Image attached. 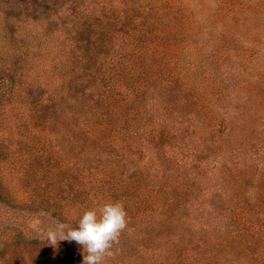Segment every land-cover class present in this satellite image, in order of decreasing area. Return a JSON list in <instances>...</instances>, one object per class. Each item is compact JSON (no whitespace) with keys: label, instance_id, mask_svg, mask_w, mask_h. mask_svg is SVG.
Here are the masks:
<instances>
[{"label":"trees","instance_id":"obj_1","mask_svg":"<svg viewBox=\"0 0 264 264\" xmlns=\"http://www.w3.org/2000/svg\"><path fill=\"white\" fill-rule=\"evenodd\" d=\"M263 52L264 0H0V264L76 251L47 230L105 192L135 202L116 250L145 227L148 264H264ZM155 158L167 166H148L145 204L129 168ZM172 163L195 164L182 177ZM176 176L190 177L176 206L213 182L226 209L190 225L181 206L160 211L153 193ZM123 247L121 262L144 264Z\"/></svg>","mask_w":264,"mask_h":264},{"label":"rangeland","instance_id":"obj_2","mask_svg":"<svg viewBox=\"0 0 264 264\" xmlns=\"http://www.w3.org/2000/svg\"><path fill=\"white\" fill-rule=\"evenodd\" d=\"M37 4L39 5V1L37 2ZM41 4H45V3H41ZM246 45L248 44H244V47H246ZM234 52H230L231 55H233ZM262 57H264V52L262 53ZM197 137L198 138H201V136H203V130L202 129H197ZM8 139V138H6ZM5 140L4 142V146L6 148L5 150V153L7 155H11L12 154V150L9 149V143L10 141L12 142V140L10 139L9 140ZM203 141V138L200 140V142L198 143L199 144V150H198V154L200 155H203L204 154V150L207 148L205 147V144L202 142ZM8 146V147H7ZM222 157L220 155H217V156H212L215 160H217V158L219 157ZM149 159V158H148ZM147 159V160H148ZM214 160V161H215ZM173 166L175 167V173L178 174V171L179 172H183L184 174H182V177L183 176H186V175H191L192 172H189L188 169L193 167V165L195 163H193L191 166H187V167H184V166H181V165H178L176 166L175 163H172ZM132 166L129 168V170H132L133 171V174H135V176L133 178H136V182L139 183V190L136 192V195H135V199L138 197V200L140 199H143L145 204H147L148 201L151 202V198L150 197V193L147 192L148 189L145 188L146 186V183H149L150 182V174H149V169H148V166H150L151 169H154V168H161L162 166V163L161 162H158V159L155 158L151 161V163H144V162H138V161H133V163L131 164ZM230 166L229 163H225V162H220L219 160H217L215 162V167H213L214 169V173H217V175L219 176H223L224 175V171L226 169V166ZM165 166H167V164L164 163V167L162 166V168H165ZM178 170V171H177ZM208 176H211L210 173H208ZM217 176V177H218ZM178 177L176 176L174 178V180H177V183H174L172 181V187H168V188H164V187H159V191L158 192H154L153 194L155 196H153L154 198L156 196H158V199L161 200V201H164L166 200V206L164 209L160 210V211H167V210H173V209H176L178 208V206L180 207L179 208V212L181 213L180 215L182 216L181 219H184V217H187V222H190V223H187V225H190L192 224L194 217L197 216L198 219H202V220H205L206 218L203 217V215H214L216 211H219V209H226L227 205H228V193L225 192V194H220L219 192H217L218 188L217 189H214L216 187L213 186V182L212 184H210V182L208 183V185L210 184V186L208 187H212V189H214L213 191H211L212 189H209L210 191H207V185L203 184V185H199L197 184V189L195 188L194 189V192L195 194H192L190 193L189 194V198L193 196L192 199L189 200L188 198V202H186V204H180L178 203L177 206H176V202H174V200H178L179 197H182L183 195H185L184 192H188L186 190H183L182 186H180L181 184L185 183L187 180L185 179H188L190 177ZM192 177V176H191ZM217 177L215 178V180L217 179ZM156 179V178H155ZM217 182H222L221 179H217ZM189 184H193L192 181L189 182ZM158 187L155 186V189H157ZM162 189V190H160ZM253 189V188H252ZM250 189L249 191L253 192V190ZM193 191V189H192ZM228 191H230V188L228 187ZM140 192V194H138ZM152 194V195H153ZM169 199V203H168V200ZM100 200L102 201V205L104 203H110V202H120L123 204L125 210L127 213H129V215H133L130 214V211H133L132 208L134 209V206H135V202L133 203V199H131L129 196L125 197V196H122V195H118L117 197H113L111 195L110 192H105V195L101 194L99 196V198H93L92 201H89V202H86L85 203V206H90L92 207L94 203H96L95 205L96 206H100ZM195 200H198L197 202L199 204H197V202L195 203ZM194 201V203H192ZM47 212L44 211L46 214L50 215L51 216V213L52 211L49 210V208H46ZM135 210V209H134ZM162 212V214H163ZM203 213V214H201ZM47 215V216H48ZM179 215V213H178ZM184 216V217H183ZM133 217V216H131ZM162 219L163 217H159V219ZM133 221V220H132ZM133 226V224H132ZM145 228V227H144ZM143 227L139 228L138 230H136L135 232L136 233H130V236L132 237V239H129L128 241L126 242H123V243H118L119 246H117V250H116V243L115 242L113 244V247H112V255L111 256H108L105 258V261H104V264H133V249L134 247H137V245L139 246V250L141 252V257L140 259H143V263L144 264H148L149 261L151 260V258L153 257V254H152V247H156V243H158V240L154 238V233H150L147 231H151V229L153 230L154 228H150V229H147L145 228L144 229ZM53 229V228H51ZM129 230H134L133 227ZM49 231V228L48 230ZM154 231V230H153ZM146 233H147V236H146ZM153 234V237L151 236ZM133 237H134V240L133 241ZM161 243V242H160ZM124 246V250L126 249V251H128L129 249H132V252H130V255H132L129 259H127L126 261L124 262H121V259L123 257V252H122V249L119 248L120 246ZM71 247V245H69ZM75 250L73 251H69L66 246L64 245V243H61L59 245H57L56 247V253L54 254H51L49 255V258H50V261L48 264H58V263H61V264H65V263H69V264H83V254H82V246L81 245H76L75 246ZM160 247V246H159ZM118 252V253H116ZM150 259V260H149ZM153 259V258H152ZM128 261V262H127Z\"/></svg>","mask_w":264,"mask_h":264},{"label":"clouds","instance_id":"obj_3","mask_svg":"<svg viewBox=\"0 0 264 264\" xmlns=\"http://www.w3.org/2000/svg\"><path fill=\"white\" fill-rule=\"evenodd\" d=\"M126 227L127 213L123 204L110 202L84 212L75 227L57 223L48 231L47 239L51 245L59 241H75L82 246L83 264H104Z\"/></svg>","mask_w":264,"mask_h":264}]
</instances>
